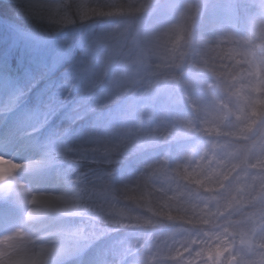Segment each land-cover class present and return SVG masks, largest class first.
<instances>
[{
  "label": "clouds",
  "instance_id": "9594fccd",
  "mask_svg": "<svg viewBox=\"0 0 264 264\" xmlns=\"http://www.w3.org/2000/svg\"><path fill=\"white\" fill-rule=\"evenodd\" d=\"M0 264H264V0H0Z\"/></svg>",
  "mask_w": 264,
  "mask_h": 264
}]
</instances>
